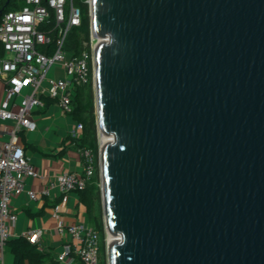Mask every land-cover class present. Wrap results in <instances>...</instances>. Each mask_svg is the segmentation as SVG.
I'll use <instances>...</instances> for the list:
<instances>
[{
  "label": "water",
  "instance_id": "1",
  "mask_svg": "<svg viewBox=\"0 0 264 264\" xmlns=\"http://www.w3.org/2000/svg\"><path fill=\"white\" fill-rule=\"evenodd\" d=\"M90 26L107 264H264V0H90Z\"/></svg>",
  "mask_w": 264,
  "mask_h": 264
},
{
  "label": "built area",
  "instance_id": "2",
  "mask_svg": "<svg viewBox=\"0 0 264 264\" xmlns=\"http://www.w3.org/2000/svg\"><path fill=\"white\" fill-rule=\"evenodd\" d=\"M81 16V7L75 0H23L19 8L5 11L0 17V79L5 85L0 119L13 122L9 138L0 147V264H6L3 252L17 217L10 206L14 196L26 193L30 199L37 200L57 191L64 201L67 193L84 188L96 170L93 149L82 147L83 173L63 171L44 178L34 170L19 140L20 131L35 128L32 120L35 108L44 107L50 99L62 112L69 113L78 88L93 81V52L99 38L91 26L79 50L68 49V37L80 25ZM54 63L59 64L62 77H47ZM24 87L30 90L22 93ZM12 99L17 101L16 111L8 107ZM75 128L81 131L82 124L76 122ZM35 176L45 180L40 191L27 186L28 179ZM56 231L67 232L72 238L57 253L59 262L71 264L78 258L79 264H101V235L95 227L58 225ZM23 235L31 244L40 245L41 229L29 228Z\"/></svg>",
  "mask_w": 264,
  "mask_h": 264
},
{
  "label": "crops",
  "instance_id": "3",
  "mask_svg": "<svg viewBox=\"0 0 264 264\" xmlns=\"http://www.w3.org/2000/svg\"><path fill=\"white\" fill-rule=\"evenodd\" d=\"M4 87V82L0 79V104L4 98ZM29 90V87H24L22 93H27ZM16 102V99L10 100L8 104L10 110L18 109ZM32 120L35 128L20 131L19 140L34 170L42 174L44 178L55 176L63 171L83 173V157L76 140L80 133L75 128V119L69 113L62 112L59 105L49 99L44 107L33 110ZM12 127L11 120L0 119V147L2 142L9 138V130ZM28 144L30 146H27ZM44 182L43 178L35 176L28 179L27 186L40 191ZM10 206L17 215L10 228V238L23 235L29 228L42 230L41 242L37 249L46 253L47 257L41 264L55 262L62 264L56 259V255L63 245L71 242L72 238L67 232L58 233L56 231L58 225L93 226L77 191L67 193L64 201L57 191L37 200H32L26 193H22L11 199ZM3 260L6 264H12L14 260L8 245L4 248ZM25 264H28L27 260ZM71 264H79L78 258H74Z\"/></svg>",
  "mask_w": 264,
  "mask_h": 264
},
{
  "label": "trees",
  "instance_id": "4",
  "mask_svg": "<svg viewBox=\"0 0 264 264\" xmlns=\"http://www.w3.org/2000/svg\"><path fill=\"white\" fill-rule=\"evenodd\" d=\"M23 0H9L5 5V0L0 1V17L8 10L19 8ZM75 3L81 7L82 16L81 23L74 28L68 37V49L78 51L80 43L83 39H87L90 30V16L88 3L83 0H75ZM1 54V47H0ZM91 81L83 86H80L74 99L71 102V110L69 114L76 122L82 124L80 135L76 138L80 148L90 147L93 149L96 156V170L94 175L86 183V186L77 191L80 201L86 207L90 221L102 236L104 234V224L100 218L94 215V206L100 196V178H99V161H98V130L96 122V111L94 92L90 87ZM27 146H30L29 144ZM6 244L10 247L14 260L12 264H41L47 257L46 253L40 252L36 245L31 244L24 235L9 238ZM54 264H59L55 262ZM101 264L106 262L101 261Z\"/></svg>",
  "mask_w": 264,
  "mask_h": 264
},
{
  "label": "rangeland",
  "instance_id": "5",
  "mask_svg": "<svg viewBox=\"0 0 264 264\" xmlns=\"http://www.w3.org/2000/svg\"><path fill=\"white\" fill-rule=\"evenodd\" d=\"M84 2L88 3V7L89 5V0H83ZM89 16H90V7H89ZM63 73L62 70L59 67V64L54 63L48 70L47 72V77H52L54 79L58 78V77H62ZM44 85L47 84V80H44L43 82ZM91 89L94 92V87H93V81L91 80V84H90ZM80 133V130H79ZM101 142V137L98 135V144H100ZM100 183V182H99ZM94 215L98 216L100 218V220L103 222L104 224V218H103V213H102V204H101V198L96 201L95 206H94ZM109 236L108 234L104 231V234L101 236V252H100V258L101 261L106 262L107 264V254H106V239H108Z\"/></svg>",
  "mask_w": 264,
  "mask_h": 264
},
{
  "label": "bare ground",
  "instance_id": "6",
  "mask_svg": "<svg viewBox=\"0 0 264 264\" xmlns=\"http://www.w3.org/2000/svg\"><path fill=\"white\" fill-rule=\"evenodd\" d=\"M104 140V138L101 139V142Z\"/></svg>",
  "mask_w": 264,
  "mask_h": 264
}]
</instances>
